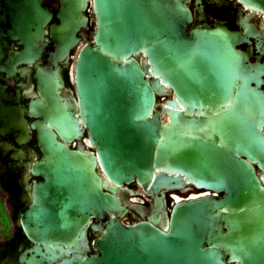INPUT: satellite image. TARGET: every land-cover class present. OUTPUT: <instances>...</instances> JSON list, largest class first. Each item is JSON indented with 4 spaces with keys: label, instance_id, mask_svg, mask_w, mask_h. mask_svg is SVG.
<instances>
[{
    "label": "water",
    "instance_id": "obj_1",
    "mask_svg": "<svg viewBox=\"0 0 264 264\" xmlns=\"http://www.w3.org/2000/svg\"><path fill=\"white\" fill-rule=\"evenodd\" d=\"M186 1L94 0L95 43L82 44L89 0H60L51 58L56 63L79 49L77 91L102 164L116 185L136 177L145 186L154 182L156 189L169 180L155 174L160 166L200 181L206 172L211 186L225 187L226 194L176 204L165 229L148 221L124 224L116 217L118 197L103 190L95 156L70 149L47 131L41 138L45 155L34 170L45 180L35 184L36 201L23 214L27 235L37 242L87 248L90 217L112 214L94 242L96 254L61 264H232L233 256L243 264H264V186L253 165L258 161L264 169V63L250 62L248 53L236 48L239 33L233 30L218 24L188 30L192 15ZM240 1L264 13V0ZM0 6V57L3 46L17 40L23 45L19 61L38 58L52 18L44 0H0ZM140 51L149 66L131 57ZM121 58L129 59L120 63ZM156 72L184 105V110H169L168 124L153 109L159 87L149 76ZM200 122L225 130V150L211 144L208 158L201 143L189 147L185 128ZM77 126L71 114L61 115L63 136L77 132ZM161 131L166 136L159 152ZM227 205L242 213L222 223L218 209Z\"/></svg>",
    "mask_w": 264,
    "mask_h": 264
},
{
    "label": "flooded vegetation",
    "instance_id": "obj_2",
    "mask_svg": "<svg viewBox=\"0 0 264 264\" xmlns=\"http://www.w3.org/2000/svg\"><path fill=\"white\" fill-rule=\"evenodd\" d=\"M44 4L51 11L52 18L45 27L46 45L41 55L33 61L21 62L17 53L23 45L17 40H9L3 46L0 57V264H61L64 259L96 254L94 242L112 216L106 213L102 218L90 217L86 226L87 248H76L73 244L62 242H37L27 235L23 228V214L36 201L35 184L45 180L43 175L36 174L34 170L44 158L41 138L47 131L53 132L57 140L70 149L95 156V170L103 181V190L118 197L121 209L117 211L116 217L124 224L148 221L165 229L176 204L203 196L220 198L226 194L225 187L215 190L211 186V179L206 172L200 181L187 172L170 167L159 166L155 169L156 175L169 178L158 183L156 189L153 188L154 182L145 186L136 177L122 185H116L109 178L77 91L75 71L79 49H73L69 57L53 63L51 55L55 50V41L51 28L59 23L60 0H44ZM186 4L192 15L188 30L199 25L217 24L233 30L239 33L236 48L246 51L250 62L264 63L263 12L250 8L240 0H187ZM85 13L88 26L81 31L82 44L95 43L98 26L94 0H89ZM131 57L142 66L150 65L143 51ZM128 59L121 58L118 61L123 63ZM149 78L156 81L159 87L155 91L153 109L161 122L168 124L169 110H184V105L161 73L156 72ZM205 110L201 108L202 113L209 116V108L207 112ZM217 110L220 109L216 108L214 115ZM196 111L197 108L192 112ZM64 113L71 114L78 124L77 132L69 133L67 137L61 134V115ZM185 134L189 138L188 146L193 148L196 143H201L202 152L208 158L211 144L218 150L226 148L225 130L220 126H211L210 123L186 126ZM165 136L161 131L156 151H161ZM253 165L264 186V169L258 161L253 162ZM236 180L240 184V178ZM218 210L223 216L220 220L222 223L230 221V216L240 217L242 213L240 207L231 205ZM229 262L243 264L239 256H233Z\"/></svg>",
    "mask_w": 264,
    "mask_h": 264
},
{
    "label": "rangeland",
    "instance_id": "obj_3",
    "mask_svg": "<svg viewBox=\"0 0 264 264\" xmlns=\"http://www.w3.org/2000/svg\"><path fill=\"white\" fill-rule=\"evenodd\" d=\"M211 122H214V118H211ZM186 125V122L182 123L180 126H185ZM198 125L202 126V123L200 122Z\"/></svg>",
    "mask_w": 264,
    "mask_h": 264
}]
</instances>
